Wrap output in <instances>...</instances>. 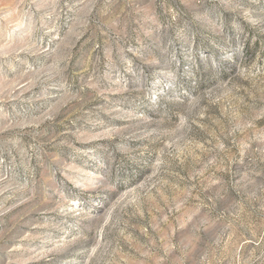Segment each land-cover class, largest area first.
I'll return each instance as SVG.
<instances>
[{
    "label": "rangeland",
    "instance_id": "obj_1",
    "mask_svg": "<svg viewBox=\"0 0 264 264\" xmlns=\"http://www.w3.org/2000/svg\"><path fill=\"white\" fill-rule=\"evenodd\" d=\"M0 264H264V0H0Z\"/></svg>",
    "mask_w": 264,
    "mask_h": 264
}]
</instances>
